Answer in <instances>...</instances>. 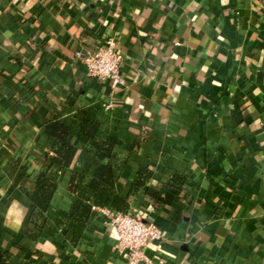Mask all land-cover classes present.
Segmentation results:
<instances>
[{
  "label": "crops",
  "instance_id": "obj_1",
  "mask_svg": "<svg viewBox=\"0 0 264 264\" xmlns=\"http://www.w3.org/2000/svg\"><path fill=\"white\" fill-rule=\"evenodd\" d=\"M109 37L123 57L115 92L76 58ZM78 110L121 142L116 192L166 236L161 253L145 251L151 264H264V0H0V216L15 232L0 246L12 264H126L99 214L74 246L56 227L73 171L82 188L92 177L83 138L75 166L51 170L45 227L22 224L52 145L42 125L75 141ZM140 168L155 191L173 185L170 202L128 197ZM86 205L112 209L97 194Z\"/></svg>",
  "mask_w": 264,
  "mask_h": 264
},
{
  "label": "trees",
  "instance_id": "obj_2",
  "mask_svg": "<svg viewBox=\"0 0 264 264\" xmlns=\"http://www.w3.org/2000/svg\"><path fill=\"white\" fill-rule=\"evenodd\" d=\"M75 119L80 130L79 137L75 141L72 140L71 129L64 124L54 120L43 123V135L51 139L52 145L50 151L43 156V171L37 175L34 189L27 195L30 207L22 223L24 227L33 226L38 232L45 227L47 211L56 190V182L51 170L52 168L67 170L75 166L79 154L78 143L83 138L89 143L86 152L93 168L92 177L86 188H82L85 171L82 169L73 171L68 187L74 196L71 209L68 213H61L55 223L61 236L67 239L69 237V242L73 246L79 242L87 221L94 214L86 205V200L90 195L97 194L107 198L110 207L116 213L126 214L130 211L129 201L122 199L116 192L125 166V162L121 161L116 153V150L121 147V142L114 137L102 138L99 135V122L86 111L78 110ZM24 170L22 169L23 173ZM150 178L151 172L140 168L133 179L128 197L142 194L157 204L160 202L158 196H162V201L170 202L173 195L172 190H174L173 185H163L157 192L147 185ZM141 209L145 207L142 206ZM3 233L15 236V232L5 225L4 218L0 216V236ZM28 237L36 242L38 233L29 231ZM0 264H12L11 253L1 246Z\"/></svg>",
  "mask_w": 264,
  "mask_h": 264
},
{
  "label": "built area",
  "instance_id": "obj_3",
  "mask_svg": "<svg viewBox=\"0 0 264 264\" xmlns=\"http://www.w3.org/2000/svg\"><path fill=\"white\" fill-rule=\"evenodd\" d=\"M87 79L108 84L112 92L125 85L121 74L123 57L117 50L114 37L107 38L94 52L76 54ZM111 111L113 103L103 106ZM92 213L99 214L104 224L115 236L114 251L125 258L126 264H151L145 251L152 248L156 254L162 252L166 236L154 223L144 219L143 211L132 209L129 213H116L107 207L90 206Z\"/></svg>",
  "mask_w": 264,
  "mask_h": 264
}]
</instances>
